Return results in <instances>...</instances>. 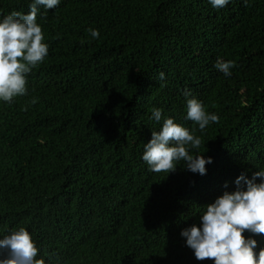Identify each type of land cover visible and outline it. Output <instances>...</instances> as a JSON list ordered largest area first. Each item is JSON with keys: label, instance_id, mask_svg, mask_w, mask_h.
Masks as SVG:
<instances>
[{"label": "trees", "instance_id": "16d2710c", "mask_svg": "<svg viewBox=\"0 0 264 264\" xmlns=\"http://www.w3.org/2000/svg\"><path fill=\"white\" fill-rule=\"evenodd\" d=\"M30 3L0 0V14ZM41 13L49 55L28 95L0 102V238L26 228L46 264H213L180 233L264 169V0H62ZM217 58L235 61L231 76ZM186 91L218 122L185 119ZM154 108L195 129L206 175L183 161L149 171Z\"/></svg>", "mask_w": 264, "mask_h": 264}, {"label": "clouds", "instance_id": "9594fccd", "mask_svg": "<svg viewBox=\"0 0 264 264\" xmlns=\"http://www.w3.org/2000/svg\"><path fill=\"white\" fill-rule=\"evenodd\" d=\"M215 9L226 8L232 0H208ZM62 0H31L29 11L13 10L0 14V102L12 103L17 97L28 95V77L49 55V44L38 16L57 9ZM93 39H98V29H88ZM215 68L225 77L232 75L235 61L217 58ZM160 79L165 74L160 73ZM187 115L203 131L218 122L217 114L207 111L204 103L185 92ZM151 119L159 131H152L151 139L144 144L142 160L154 173L175 172L183 161L184 167L199 175H206V165L211 157L192 155L199 149L201 138L195 129H189L172 117H164L163 109H152ZM257 178L260 182L257 183ZM234 191H225L206 206L199 224L182 229L180 235L198 261L212 260L213 264H264V248L257 252L255 236L264 234V169L249 179L241 174L235 181ZM248 233L245 235V233ZM41 249L32 233L20 227L0 238V264H46ZM39 257V258H38Z\"/></svg>", "mask_w": 264, "mask_h": 264}]
</instances>
